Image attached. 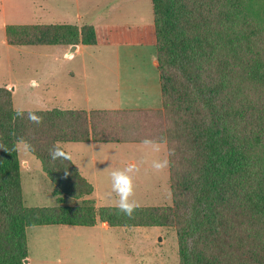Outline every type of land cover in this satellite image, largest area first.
Instances as JSON below:
<instances>
[{"label":"trees","instance_id":"trees-1","mask_svg":"<svg viewBox=\"0 0 264 264\" xmlns=\"http://www.w3.org/2000/svg\"><path fill=\"white\" fill-rule=\"evenodd\" d=\"M151 2L161 109L18 111L0 87V264H24L30 227L97 222L173 229L180 264H264V0ZM5 39L97 44L91 25H6ZM66 142L166 144L171 206H96ZM19 143L56 206H25Z\"/></svg>","mask_w":264,"mask_h":264},{"label":"rangeland","instance_id":"rangeland-1","mask_svg":"<svg viewBox=\"0 0 264 264\" xmlns=\"http://www.w3.org/2000/svg\"><path fill=\"white\" fill-rule=\"evenodd\" d=\"M59 10L72 14L74 0H0V87L11 92L15 110L84 108L78 98L83 78L76 75L72 79L67 72L77 64L76 58L65 57L73 47L6 43V25L74 24L75 19L63 21L58 16ZM87 49V53L99 55L102 48ZM94 74L101 76V70H95ZM94 94L91 93V103L96 102ZM62 146L76 162H82L86 178H92L89 165L97 169L91 197L96 206H171L166 144L103 143L95 151L83 143L67 142ZM77 149L86 155L77 153ZM17 155L21 162L19 173L25 206H56L52 195L54 186L44 174L40 161L23 143L17 145ZM80 204L81 201L65 197V205ZM26 233L31 264H180L176 234L170 228L115 227L103 231L54 225L31 227Z\"/></svg>","mask_w":264,"mask_h":264},{"label":"crops","instance_id":"crops-1","mask_svg":"<svg viewBox=\"0 0 264 264\" xmlns=\"http://www.w3.org/2000/svg\"><path fill=\"white\" fill-rule=\"evenodd\" d=\"M74 3L75 10L72 14L59 10L58 16L65 19L63 21L75 19L74 24L71 25L93 26L97 44L92 47L102 49L99 55L87 53V47L90 46L82 44L77 45L73 52L67 49L69 53L65 57L77 60L76 66L67 70L68 74L72 79L76 75L83 78L78 98L84 108L70 110L161 109L151 0H74ZM99 69L101 76L96 77L94 71ZM89 79L93 80L92 84L89 83ZM92 92H95L94 95L97 96L94 103H91ZM83 144L91 151H95L94 148L103 143L86 142ZM62 145L61 147L64 148ZM77 150V153L82 152L86 155L82 149ZM65 152L78 172L91 183L95 190L94 179L97 177V169L89 165L92 178H86L84 174L86 168L82 162H76L69 152ZM90 160L93 164V157ZM24 165L26 166L27 162ZM88 228L109 231L115 227L97 222L95 226ZM27 260V264H31L29 253Z\"/></svg>","mask_w":264,"mask_h":264},{"label":"water","instance_id":"water-1","mask_svg":"<svg viewBox=\"0 0 264 264\" xmlns=\"http://www.w3.org/2000/svg\"><path fill=\"white\" fill-rule=\"evenodd\" d=\"M71 50H72V52H73V51L75 50V48L73 47ZM27 263H28V260L25 259V260H24V264H27Z\"/></svg>","mask_w":264,"mask_h":264}]
</instances>
